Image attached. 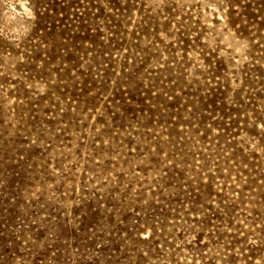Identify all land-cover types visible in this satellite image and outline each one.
<instances>
[{"label": "rangeland", "instance_id": "obj_1", "mask_svg": "<svg viewBox=\"0 0 264 264\" xmlns=\"http://www.w3.org/2000/svg\"><path fill=\"white\" fill-rule=\"evenodd\" d=\"M0 264H264V0H0Z\"/></svg>", "mask_w": 264, "mask_h": 264}]
</instances>
